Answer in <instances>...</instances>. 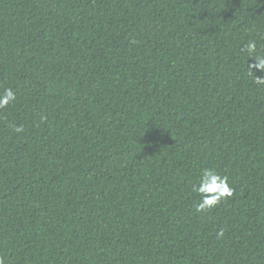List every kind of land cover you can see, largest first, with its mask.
<instances>
[{
	"label": "trees",
	"instance_id": "obj_1",
	"mask_svg": "<svg viewBox=\"0 0 264 264\" xmlns=\"http://www.w3.org/2000/svg\"><path fill=\"white\" fill-rule=\"evenodd\" d=\"M249 40L264 0H0L4 264H264ZM205 168L234 192L201 213Z\"/></svg>",
	"mask_w": 264,
	"mask_h": 264
},
{
	"label": "clouds",
	"instance_id": "obj_2",
	"mask_svg": "<svg viewBox=\"0 0 264 264\" xmlns=\"http://www.w3.org/2000/svg\"><path fill=\"white\" fill-rule=\"evenodd\" d=\"M241 52L246 54L250 59H254L255 63L247 65L248 74L253 77L255 84L264 86V77L256 75V72L264 73V55L258 51V44L256 40H249L242 48ZM16 95L11 88H6L0 93V109L6 108L10 103L14 102ZM46 119V118H43ZM20 131V128L16 129ZM192 191L199 196V202L194 206L197 212H205L217 207L226 199L233 196V188L229 183V178L226 175L219 174L215 169L205 168L193 185ZM223 234L221 230L220 235ZM0 264H4L0 258Z\"/></svg>",
	"mask_w": 264,
	"mask_h": 264
}]
</instances>
